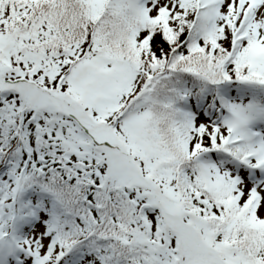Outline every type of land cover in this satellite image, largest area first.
Wrapping results in <instances>:
<instances>
[{
  "label": "snow or ice",
  "instance_id": "6c2138e0",
  "mask_svg": "<svg viewBox=\"0 0 264 264\" xmlns=\"http://www.w3.org/2000/svg\"><path fill=\"white\" fill-rule=\"evenodd\" d=\"M0 264H264V0H0Z\"/></svg>",
  "mask_w": 264,
  "mask_h": 264
}]
</instances>
